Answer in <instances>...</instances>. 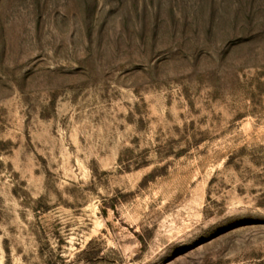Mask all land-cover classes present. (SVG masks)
I'll use <instances>...</instances> for the list:
<instances>
[{"label":"rangeland","instance_id":"1","mask_svg":"<svg viewBox=\"0 0 264 264\" xmlns=\"http://www.w3.org/2000/svg\"><path fill=\"white\" fill-rule=\"evenodd\" d=\"M0 264H264V0H0Z\"/></svg>","mask_w":264,"mask_h":264}]
</instances>
